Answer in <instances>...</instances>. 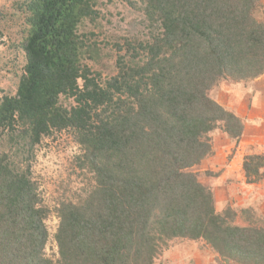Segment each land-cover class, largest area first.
I'll return each instance as SVG.
<instances>
[{"label": "trees", "instance_id": "1", "mask_svg": "<svg viewBox=\"0 0 264 264\" xmlns=\"http://www.w3.org/2000/svg\"><path fill=\"white\" fill-rule=\"evenodd\" d=\"M139 1L145 37L115 44L107 78L85 62L97 47L79 32L98 17L94 0L24 2L22 73L0 97V264H154L176 238L203 240L221 264H264V226L237 223L229 206L217 211L192 170L212 154L218 123L232 139L243 132L209 91L264 73L261 0ZM67 127L88 152L94 185L79 205L58 208L49 258L28 153ZM242 170L246 183L264 182V153L245 154Z\"/></svg>", "mask_w": 264, "mask_h": 264}, {"label": "rangeland", "instance_id": "2", "mask_svg": "<svg viewBox=\"0 0 264 264\" xmlns=\"http://www.w3.org/2000/svg\"><path fill=\"white\" fill-rule=\"evenodd\" d=\"M26 1L0 0V97L15 93L22 73L25 56L21 42L28 28L24 3ZM94 2V7L99 12L98 17L93 20L84 19L79 25V32L85 34V40L91 42V46L97 47L95 51L85 55V62L91 66V69L107 78L116 72L115 44L122 42L127 36L130 38L145 37L147 25L143 20L139 0H130V2L94 0ZM255 16L264 20V0L260 1ZM229 81L231 80H221L219 83L226 84ZM210 91L209 95L213 98ZM60 102L67 107L73 104L72 99L66 97H61ZM220 130H222L221 122L208 133L211 146L223 144L222 141H225L224 138L214 135ZM242 134L237 140L227 135L232 139V151L237 148L242 150L243 146H246L240 142ZM250 136L257 138L258 143L249 145L243 150L239 163L242 174V160L245 154L264 153V125L258 130H249L243 140L249 139ZM86 154L88 152L79 141L77 131L71 127L54 130L43 136L28 153V157L31 158L32 177L38 185L42 204L47 210L44 220L48 230L44 247L46 257L57 256L54 234L59 223L58 208L62 203L69 202L79 205L94 185V175L85 160ZM210 165V163H200L192 170L196 171L199 180L213 191L217 211H222L229 206L237 213L235 220L237 223L244 224V218L248 217L251 220L250 223L264 226V182L255 183V187L250 188L243 183L237 184L238 182L232 185L234 179L230 178L223 187L217 177L220 172L210 169ZM208 171L218 172V175L207 174ZM241 200L244 204L240 203ZM246 208L250 210V213L244 211ZM154 264L221 263L214 251L203 240L176 238L171 240L168 247L156 257Z\"/></svg>", "mask_w": 264, "mask_h": 264}, {"label": "crops", "instance_id": "3", "mask_svg": "<svg viewBox=\"0 0 264 264\" xmlns=\"http://www.w3.org/2000/svg\"><path fill=\"white\" fill-rule=\"evenodd\" d=\"M210 92L213 99L224 109L242 119L243 134L240 142L246 146H243L242 150L237 148L232 151V139L223 130L217 131L214 135L224 138L225 141H222L223 144H213L212 154L201 163H210V169L220 172L217 177L223 187L231 178L234 179L232 185L238 182L237 184L243 183L245 186L254 188L255 183L248 184L245 182L239 163L241 162L243 150L249 145L258 143L257 138L254 136L243 140L244 135L249 130H258L264 125V73L248 80L229 81L226 84L220 82ZM241 201L240 203L244 204V201Z\"/></svg>", "mask_w": 264, "mask_h": 264}]
</instances>
